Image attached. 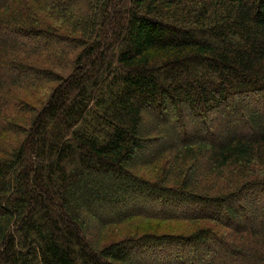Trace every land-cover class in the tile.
<instances>
[{
	"label": "trees",
	"instance_id": "16d2710c",
	"mask_svg": "<svg viewBox=\"0 0 264 264\" xmlns=\"http://www.w3.org/2000/svg\"><path fill=\"white\" fill-rule=\"evenodd\" d=\"M0 264H264V0H0Z\"/></svg>",
	"mask_w": 264,
	"mask_h": 264
},
{
	"label": "rangeland",
	"instance_id": "374dc122",
	"mask_svg": "<svg viewBox=\"0 0 264 264\" xmlns=\"http://www.w3.org/2000/svg\"><path fill=\"white\" fill-rule=\"evenodd\" d=\"M35 100H36L35 96H32L31 101L35 102ZM153 223L154 222H151V224H153ZM153 226H155L154 228L160 232H172V231H178V230H182V229L186 228V227H183L181 224H160V225L153 224ZM137 227L138 226L135 222H133L127 226L121 227L118 230V232L114 238L115 239L123 238L128 233L134 234L136 230L138 231Z\"/></svg>",
	"mask_w": 264,
	"mask_h": 264
}]
</instances>
